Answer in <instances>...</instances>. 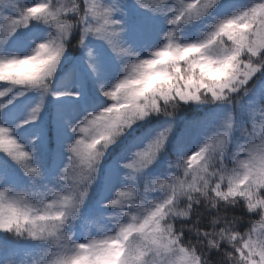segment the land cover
Listing matches in <instances>:
<instances>
[{"label": "snow or ice", "instance_id": "6c2138e0", "mask_svg": "<svg viewBox=\"0 0 264 264\" xmlns=\"http://www.w3.org/2000/svg\"><path fill=\"white\" fill-rule=\"evenodd\" d=\"M0 264H264V0H0Z\"/></svg>", "mask_w": 264, "mask_h": 264}, {"label": "trees", "instance_id": "16d2710c", "mask_svg": "<svg viewBox=\"0 0 264 264\" xmlns=\"http://www.w3.org/2000/svg\"><path fill=\"white\" fill-rule=\"evenodd\" d=\"M72 43L75 44V40H73ZM70 51L72 52L73 56H78L79 55V49L78 48L73 47L72 49H70Z\"/></svg>", "mask_w": 264, "mask_h": 264}, {"label": "rangeland", "instance_id": "374dc122", "mask_svg": "<svg viewBox=\"0 0 264 264\" xmlns=\"http://www.w3.org/2000/svg\"><path fill=\"white\" fill-rule=\"evenodd\" d=\"M35 2L36 3H38L39 2V0H35ZM51 119V115H49V120Z\"/></svg>", "mask_w": 264, "mask_h": 264}]
</instances>
